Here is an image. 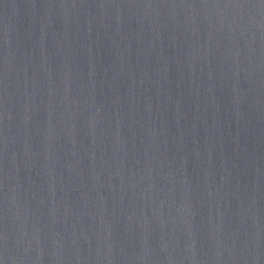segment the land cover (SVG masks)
<instances>
[{
  "label": "water",
  "instance_id": "obj_1",
  "mask_svg": "<svg viewBox=\"0 0 264 264\" xmlns=\"http://www.w3.org/2000/svg\"><path fill=\"white\" fill-rule=\"evenodd\" d=\"M0 264H264V0H0Z\"/></svg>",
  "mask_w": 264,
  "mask_h": 264
}]
</instances>
